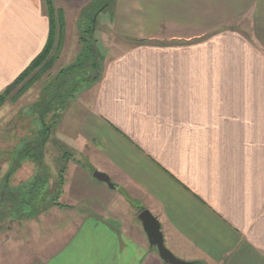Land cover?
Here are the masks:
<instances>
[{
    "label": "crops",
    "instance_id": "crops-1",
    "mask_svg": "<svg viewBox=\"0 0 264 264\" xmlns=\"http://www.w3.org/2000/svg\"><path fill=\"white\" fill-rule=\"evenodd\" d=\"M58 1L78 11L90 0ZM114 3L113 32L144 41L113 46L92 93L65 108L78 160L51 203L3 234L0 264H164L144 209L180 260L264 264V0ZM42 7L0 0V92L46 43ZM162 29L170 40L154 41ZM11 174L3 189L23 184Z\"/></svg>",
    "mask_w": 264,
    "mask_h": 264
},
{
    "label": "rangeland",
    "instance_id": "rangeland-1",
    "mask_svg": "<svg viewBox=\"0 0 264 264\" xmlns=\"http://www.w3.org/2000/svg\"><path fill=\"white\" fill-rule=\"evenodd\" d=\"M110 1L96 15V22L92 29L94 45L89 52L79 42L81 31L79 23L83 19L80 14L86 4L76 11L65 8L58 0H53L50 3L51 9L48 11L49 6L42 1L43 12L48 20V30L49 17L52 18L48 51L42 62L32 67L16 84L8 89L0 105V198L3 197L8 201L5 202L3 198L0 199V202L2 201L0 203V239L3 238V234H17L20 223L22 224L29 217L36 215L44 205L51 203L56 198L59 192V183L67 181L70 162L75 159L78 160V149L74 151L62 139L63 128L60 126L65 108L72 100H77L80 93L88 91V89L89 92L84 93H92L95 85L101 79L105 64L104 58L108 59L110 56L119 53L117 48L116 50L114 48L118 42H125L126 45L128 42H132L130 40L144 41V39L126 37L113 32L112 17L115 0ZM97 29L102 30L103 33L98 31V34L95 35ZM183 33L186 36L191 32L185 29ZM208 33L204 34V37H208ZM168 35V32L162 29L156 39L153 40L164 43L168 39L170 40ZM87 53L89 55L85 57V62L82 61L83 66L81 68H73L72 72L64 71L72 64H79L78 61L83 60V54L86 55ZM74 71L78 76L73 75ZM87 73H94L99 77L89 84ZM73 79L78 82V87L74 93L68 88ZM67 91L68 94H66ZM67 95L70 97L60 108L56 102L61 101ZM59 96L61 97L59 98ZM42 111L45 112V115L41 118L40 112ZM44 126L47 128V132L46 143L42 145L43 153H45L43 161V157L38 154L36 145L42 137ZM3 138L9 140L8 145L4 148ZM7 159L10 160V163L7 162ZM38 165H40L39 168ZM42 165H48V168L44 166L43 170ZM18 168L22 172L21 183L23 184L13 185L17 180L13 183L14 177H12L10 180L12 185H8V189L5 187L3 189L4 178ZM26 173H28L27 179ZM48 174H53L55 179L54 184L46 187L44 183ZM36 180H38L37 185L31 188V184H34ZM32 200L38 206L37 211L34 209ZM58 201L62 202V199L56 200L57 203H59Z\"/></svg>",
    "mask_w": 264,
    "mask_h": 264
},
{
    "label": "trees",
    "instance_id": "trees-1",
    "mask_svg": "<svg viewBox=\"0 0 264 264\" xmlns=\"http://www.w3.org/2000/svg\"><path fill=\"white\" fill-rule=\"evenodd\" d=\"M44 3H46L49 7H48V11L51 9V5L50 3H52L53 0H42ZM108 2H111L110 0H90L89 3H87L81 10V14L80 16L83 18L81 20V22L79 23V27H80V36H79V42L80 44L84 47L85 50H92L93 48V45H94V42H93V27L95 25V22H96V15L97 13L101 12L107 5H108ZM52 18L49 17V30H48V37H47V40H46V43L44 45V47L42 48V50L40 51V53L31 60V62L29 63V65L15 78V80L9 84L8 86H6L1 92H0V105L2 103V101L4 100V94L8 91L9 88H11L14 84H16L32 67H35L37 66L40 62L43 61L47 51H48V48L50 46V40H51V32H50V29H51V26L50 24H52ZM89 55L88 53L85 55L83 54V60H81V62L78 61L79 64H72L69 68H66L64 71H71L72 72V69L73 68H81L83 65V62H85L86 60V56ZM79 56V55H78ZM81 57V55H80ZM79 57V58H80ZM78 58V59H79ZM77 59V60H78ZM83 61V62H82ZM78 66V67H77ZM95 67V66H94ZM63 71V72H64ZM97 71V70H96ZM95 73V72H94ZM94 73L92 74H88V83H93L94 81H96L98 79L99 76L95 75ZM94 74V75H93ZM62 75V74H61ZM73 75H75L76 77V72L74 71ZM78 76V75H77ZM77 80L73 79V81H70L69 83V86L68 87L70 89V91H73L72 93H74L76 91V88L78 87V84H77ZM88 84V85H89ZM63 93V92H62ZM59 94V93H57ZM61 94V93H60ZM68 94V91L67 93ZM65 95V94H64ZM61 96H59L60 98ZM70 97V95H67L65 96L61 101L59 102H56L57 105L61 108V105L65 103V101ZM59 107H57V109H59ZM45 115V112H40V117L42 118V116ZM46 132H47V128H43L42 130V137L40 139L39 142H37V150H38V154L40 155V157L44 155V149L42 148V145L44 143H46ZM45 133V134H43ZM28 150V149H27ZM33 155V154H32ZM38 162V161H37ZM39 162H41V160H39ZM42 164V162H41ZM43 166V165H42ZM42 169L44 170V166L42 167Z\"/></svg>",
    "mask_w": 264,
    "mask_h": 264
},
{
    "label": "water",
    "instance_id": "water-1",
    "mask_svg": "<svg viewBox=\"0 0 264 264\" xmlns=\"http://www.w3.org/2000/svg\"><path fill=\"white\" fill-rule=\"evenodd\" d=\"M93 175L98 180L104 181L109 184V178L104 173L95 171ZM138 218L142 224L143 230L147 235L150 245L156 248L158 256L164 262V264H193V262H187L178 259L165 246L163 234L160 229V223L148 209L140 211V213L138 214Z\"/></svg>",
    "mask_w": 264,
    "mask_h": 264
}]
</instances>
